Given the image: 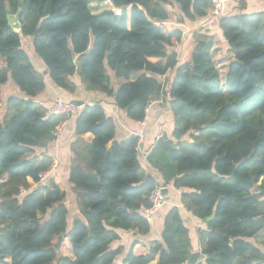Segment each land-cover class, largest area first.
Here are the masks:
<instances>
[{
	"label": "trees",
	"instance_id": "obj_1",
	"mask_svg": "<svg viewBox=\"0 0 264 264\" xmlns=\"http://www.w3.org/2000/svg\"><path fill=\"white\" fill-rule=\"evenodd\" d=\"M103 1L0 0V98L9 80L27 97H11L0 116V264H188L193 244L177 207L165 218L161 241L137 254L136 242L117 263L125 251L113 247L121 231L151 233L143 210L158 185L147 180L150 170L161 175L159 187L180 191L181 204L205 224L204 262L196 264H264V194L256 191L264 192V11L219 19L233 54L221 70L213 36L195 31L191 62L180 65L172 49L183 33L164 32L155 22L168 20L174 5L180 23L205 19L212 0H107L113 9L93 13L91 5ZM19 10L15 30L9 16ZM28 37L62 91L75 96L79 78L87 93L114 98L133 122H144L156 102H169L174 116L172 135H162L143 164L139 137L117 141L104 107L84 104L71 143L68 183L77 207L71 224L67 193L55 177L39 178L53 164L48 147L71 117L35 101L46 83L23 49ZM172 72L168 88L164 79ZM110 73L123 81L117 88Z\"/></svg>",
	"mask_w": 264,
	"mask_h": 264
},
{
	"label": "crops",
	"instance_id": "obj_2",
	"mask_svg": "<svg viewBox=\"0 0 264 264\" xmlns=\"http://www.w3.org/2000/svg\"><path fill=\"white\" fill-rule=\"evenodd\" d=\"M233 0L229 2L226 7L227 16H234L239 14H253L264 11V0ZM169 12V19L166 21H155L157 25L161 26L164 32H172L179 30L183 33L182 43L172 51L176 52L179 56L180 65L188 64L191 62L192 53L194 49L193 44V33L198 30H203L209 35L215 38L216 44L214 47L216 61L219 62V68L224 70L225 66L232 59L233 54L230 51L227 42L223 37V33L220 29L219 20L207 18L202 20H197L195 22L185 21L180 23L178 19L181 16L179 7L174 5L173 7L167 8ZM102 11V10H101ZM101 11L92 12L100 13ZM20 28V27H19ZM19 30V29H18ZM23 49L28 54L31 63L34 65L36 70L44 76L46 83V90L35 98V101L50 111L52 103L57 99H63L66 101H75L78 104L84 103L85 105H91L94 103H100L107 114V116L114 119L116 124V140L124 141L134 135H143L141 142V147L139 152L141 154V159L143 164L147 163L144 158L148 156L151 152L155 142L164 134L172 135L174 130V116L169 102H159L149 108L147 112V117L144 122H133L128 119L126 113L119 110L115 105L114 98L107 97L100 93H87L84 88H82L79 78L75 79V83L78 85V92L75 96L68 94L51 81L47 68L43 61L37 56L34 51L33 41L31 38H23L22 41ZM152 63H156L159 60L156 58L150 59ZM174 72L169 74L168 78L164 79L168 88L170 87ZM112 79V85L117 88L118 85L123 82L114 77L112 73L109 74ZM137 75H132L131 79L135 80ZM11 97H18L27 99L26 95L20 90V88L12 81L9 80L1 88V101H0V116H4L7 112V103ZM76 117H71L66 123H64L58 129L57 140L52 143L48 149L47 153L52 156L53 162L58 163V175L55 177V181L62 188L63 191L67 193L66 204L69 207L71 222H73L74 217L77 215V207L75 205V198L71 191V186L68 183V173L70 170L72 153H71V143L75 140V130H76ZM84 139L88 142L93 140V135L87 134ZM151 175L157 184L162 186L164 184L161 175L155 171L150 170ZM31 185L33 183L31 182ZM169 197L167 203L161 208L159 212L154 217L151 223V233L149 236L142 238L136 235L134 232L121 231V240L114 244V248L123 247L125 249L124 254H122L117 263H121L125 258L126 254L130 252L134 243L139 242V245L135 247L134 252L137 254L140 247L146 245L149 241L157 240L161 241L163 227L165 218L168 212L177 207L179 209L181 218L189 230V236L193 244V253L201 252L200 241H199V230L205 228L203 222L197 221V219L181 204V192L176 190L172 185H169ZM71 228V227H70ZM264 251V248H261ZM198 262H204V259H200ZM155 264V263H154Z\"/></svg>",
	"mask_w": 264,
	"mask_h": 264
},
{
	"label": "built area",
	"instance_id": "obj_3",
	"mask_svg": "<svg viewBox=\"0 0 264 264\" xmlns=\"http://www.w3.org/2000/svg\"><path fill=\"white\" fill-rule=\"evenodd\" d=\"M233 0H212V8L209 11L210 18L214 19H221L225 17L226 14V7L229 2H232ZM120 13V11H118ZM157 103V102H156ZM156 103H152L149 108H151ZM82 107L79 106V104L75 101H66L63 99H57L55 100L51 107H50V113L54 116H69L74 117L77 116L80 112ZM161 137V136H160ZM143 139V135L139 136V143H138V150L141 147V142ZM145 159L147 156L144 157ZM58 163L53 162L50 169L46 172H43L40 174V182L45 183L51 178H54L58 175ZM167 197L162 191V187H157L150 195L149 197V206L143 210V215L145 219L152 223L154 220L155 215L157 212L161 210V208L167 203ZM1 201V199H0Z\"/></svg>",
	"mask_w": 264,
	"mask_h": 264
},
{
	"label": "water",
	"instance_id": "obj_4",
	"mask_svg": "<svg viewBox=\"0 0 264 264\" xmlns=\"http://www.w3.org/2000/svg\"><path fill=\"white\" fill-rule=\"evenodd\" d=\"M9 15H10V12H8ZM19 15H20V10L17 12V14L15 15H10L9 16V22H10V26L15 29V30H18L19 27H20V22H19ZM78 68L79 70H81V66L78 64ZM79 106L80 107H84V103H79ZM235 180H238L246 189L248 190H251L253 189L254 187V183L253 182H250L248 180H241V179H237L236 177H234ZM147 180L149 181H152L154 183H156L155 179L151 176V175H148L147 176ZM159 186V184H157ZM162 191L163 193L166 195V197L168 198L169 197V190L168 188H165V187H162ZM257 192H260L262 194H264L263 191H260V189L258 188L256 190ZM197 219V218H196ZM211 220V218H207V222H209ZM197 221L201 222L199 219H197ZM62 237H59V242L58 244L54 247V249L57 251V252H60V247H61V242H62ZM200 259H204V255L201 253V252H194L192 255H191V258L189 259L188 261V264H196Z\"/></svg>",
	"mask_w": 264,
	"mask_h": 264
},
{
	"label": "rangeland",
	"instance_id": "obj_5",
	"mask_svg": "<svg viewBox=\"0 0 264 264\" xmlns=\"http://www.w3.org/2000/svg\"><path fill=\"white\" fill-rule=\"evenodd\" d=\"M91 8L93 10V12H96V11H101V10H108V9H113L112 7V4L109 2V1H103V2H94L92 5H91ZM224 74L225 72L223 73V79H224ZM71 218H69V223L71 224ZM61 249V247H60ZM64 249L66 250V248L64 247Z\"/></svg>",
	"mask_w": 264,
	"mask_h": 264
}]
</instances>
